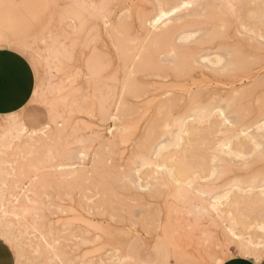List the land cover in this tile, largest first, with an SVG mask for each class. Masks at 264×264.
<instances>
[{
	"label": "rangeland",
	"instance_id": "374dc122",
	"mask_svg": "<svg viewBox=\"0 0 264 264\" xmlns=\"http://www.w3.org/2000/svg\"><path fill=\"white\" fill-rule=\"evenodd\" d=\"M160 15L180 17L178 48L143 33ZM228 36L221 59L177 51ZM246 42L264 45V0H0V49L32 76L0 119V264L262 257L264 212L243 199L264 200V134L232 137L264 117V48ZM230 218H257L234 230L253 254Z\"/></svg>",
	"mask_w": 264,
	"mask_h": 264
},
{
	"label": "bare ground",
	"instance_id": "6f19581e",
	"mask_svg": "<svg viewBox=\"0 0 264 264\" xmlns=\"http://www.w3.org/2000/svg\"><path fill=\"white\" fill-rule=\"evenodd\" d=\"M263 3V2H262ZM162 16H165V15H160L159 17H157V18H153V19H150V20H146L145 21V26L146 27H144V32L143 33H145L146 32V36H149V38L150 39H153V40H155V42L157 41V43H158V41H160L159 43H161V42H165V41H167V42H171V43H173V45H174V47H177L178 48V46L181 44V42L185 39V35H183V31H181V29H182V25L179 23V21H180V17H174V18H170L169 20H167L166 22H162L161 23V18H162ZM160 21V22H159ZM161 25H160V24ZM146 38V37H145ZM232 38H234L233 36H228L227 38H226V41H224V42H219V43H206V42H200V41H197L196 43H192V45L191 46H186L185 48H180V49H178L177 51H178V53H179V50H181L180 51V56L182 55V56H185V57H188L189 59H190V57H193L194 58V60L196 59L195 57H198V58H201V59H203V58H209V57H212L211 55H213V56H215L216 58L217 57H220L221 55H220V50L222 51V49L225 47V46H229L230 44H229V42L227 41L228 39H232ZM223 39V38H222ZM187 40V39H186ZM206 40V39H205ZM210 40V39H209ZM147 41V40H146ZM207 41H208V39H207ZM154 42V41H153ZM212 42V41H211ZM147 43V42H146ZM252 43H254V42H246L245 44H244V46L246 47V49H249V50H255V51H260L261 50V48H264V45H255V44H252ZM184 44V43H183ZM264 44V43H263ZM169 46V45H168ZM166 47V46H165ZM170 47V46H169ZM143 48V47H142ZM161 48H164V47H162L161 46ZM176 48V49H177ZM145 49V48H144ZM231 49V48H230ZM166 51V50H165ZM158 52V51H157ZM172 52H173V50H172ZM175 52V51H174ZM228 52H231V51H227V53ZM177 53V52H176ZM236 53V52H235ZM164 54H165V52H164ZM225 54H226V52H225ZM163 55V54H162ZM161 55V56H162ZM166 55V54H165ZM231 55V54H230ZM160 56V55H159ZM167 56V55H166ZM178 56V55H177ZM223 56V55H222ZM222 56H221V58H222ZM214 57V58H215ZM231 57V56H230ZM179 58V57H178ZM181 58V57H180ZM198 58H197V60H198ZM221 58H217V59H221ZM233 59V58H232ZM252 59V58H251ZM165 60V59H164ZM168 60V59H167ZM187 59H185V61H186ZM205 59H203L202 61H204ZM249 60V59H248ZM254 60V59H253ZM255 60H257V58L255 59ZM259 60V59H258ZM162 61V60H161ZM182 61V60H181ZM210 61V60H209ZM212 61V60H211ZM183 63H184V61H182ZM193 62V61H192ZM198 62V61H197ZM191 63V62H190ZM196 63V62H195ZM204 63H206V60H205V62ZM211 63V62H210ZM218 63V62H217ZM232 63V62H231ZM178 64V63H177ZM198 64H200V63H198ZM235 64V63H234ZM245 64V63H244ZM202 65V64H201ZM207 65V64H206ZM172 66H173V64H172ZM179 66V65H178ZM244 66V65H243ZM239 67V66H238ZM180 68V67H179ZM182 69V68H181ZM183 69H185L184 67H183ZM215 69H217V68H215ZM214 69V70H215ZM159 70V69H158ZM189 70V69H188ZM217 70H219V69H217ZM240 70V69H239ZM264 70V69H263ZM225 71V70H224ZM228 71V70H227ZM233 71V70H232ZM232 71H230V72H232ZM214 73H216V72H214ZM228 73V72H227ZM252 73V72H251ZM184 74H186V73H184ZM202 77V76H201ZM241 82V81H240ZM239 84V83H238ZM261 85V84H260ZM211 98V97H210ZM239 111H237V113H238ZM249 112V111H248ZM249 117V116H248ZM227 120V119H226ZM238 121V120H237ZM242 122V121H241ZM240 122V123H241ZM225 124H226V122H224ZM229 123V122H228ZM239 123V122H238ZM222 124V123H221ZM236 124V123H235ZM245 124V123H244ZM218 125V124H217ZM239 125V124H238ZM243 126H246V125H243ZM242 127V126H241ZM240 127V129H239V131L238 132H233V134H232V137L234 138H237L239 135H245L246 137H249L247 140H248V144L250 143V142H253V141H251L250 140V142H249V139H250V137L252 138V139H256V138H260V137H262V135L261 134H264L263 132H261V131H264V117H262V118H260V119H257V120H255L254 122H252L250 125H248V126H246V127H243V128H241ZM234 128H236L235 126H234ZM251 129V130H250ZM233 131H235L234 129H233ZM229 132V131H228ZM230 132H231V130H230ZM261 133V134H260ZM260 136H259V135ZM258 135V136H257ZM256 136V137H255ZM230 138H231V136H230ZM260 140V139H259ZM259 140H254V146L256 145V146H259L260 144H258V142H260ZM258 141V142H257ZM228 142V141H227ZM226 142V143H227ZM211 143V142H210ZM247 142H245V144H246ZM208 144V143H207ZM230 144V143H229ZM258 144V145H257ZM263 144V143H262ZM225 145V144H224ZM239 145H244L243 143H240ZM226 146H228V144L226 145ZM256 146H255V148H256ZM222 147V146H221ZM225 148V147H224ZM220 149V148H219ZM226 149H227V147H226ZM256 150H258V148L256 149ZM220 151V150H219ZM228 152V151H227ZM240 154V153H239ZM236 156H238V155H236ZM253 196V194L251 195V196H249L248 197V195H247V197H245L244 199H243V197L240 199V198H238L239 199V201H241L242 199L244 200V201H246V203H252V205H257L258 207H261L260 208V211L261 212H264V208H263V205H264V200H262V199H258V198H256V197H252ZM255 196V195H254ZM258 197H260V196H258ZM262 197V196H261ZM264 198V197H263ZM243 201V202H244ZM235 202H237V201H235ZM234 202V203H235ZM242 202V203H243ZM261 203V204H260ZM236 205L238 206V203H236ZM251 205V204H250ZM256 206V208H258ZM257 210V209H256ZM259 211V212H260ZM259 215H261V214H257V217H259ZM248 217V216H247ZM261 217H262V215H261ZM264 218V217H263ZM256 220L255 221H253L255 224L253 225L254 227H258V224L259 223H257V218H255ZM244 221V223H242L243 221ZM249 220H252V219H250L249 218ZM245 221H246V223H245ZM251 221H247V219L246 220H244V219H241V221H239L238 222V220L237 219H233V218H230L229 219V222H228V226L226 227V229H228V232L232 235V236H234V237H236V239L238 240V243H239V247H240V252L243 254V255H245V256H247V255H251V254H253L254 253V251H253V248H251V246L252 245H254V243L252 244V243H250L249 241H251V239H249L248 241H247V244L246 243H244V241H243V239H241L240 238V235H237L236 234V232H234V230H235V228H236V226L240 223L241 225H242V227L244 228V229H247V228H250L251 227V224L253 223V222H251ZM260 229L261 230H264V226H260ZM264 242V241H263ZM252 244V245H251ZM260 244V243H259ZM261 258V257H260ZM259 259V258H258Z\"/></svg>",
	"mask_w": 264,
	"mask_h": 264
},
{
	"label": "crops",
	"instance_id": "0c3cea01",
	"mask_svg": "<svg viewBox=\"0 0 264 264\" xmlns=\"http://www.w3.org/2000/svg\"><path fill=\"white\" fill-rule=\"evenodd\" d=\"M32 76L26 59L11 50L0 49V119L20 111L31 97ZM134 248L140 252L141 245ZM221 264H264L259 259L234 256Z\"/></svg>",
	"mask_w": 264,
	"mask_h": 264
},
{
	"label": "snow or ice",
	"instance_id": "6c2138e0",
	"mask_svg": "<svg viewBox=\"0 0 264 264\" xmlns=\"http://www.w3.org/2000/svg\"><path fill=\"white\" fill-rule=\"evenodd\" d=\"M23 56H25V57H27V53H21ZM6 240H7V238H4V241H0V243H2V242H6Z\"/></svg>",
	"mask_w": 264,
	"mask_h": 264
}]
</instances>
